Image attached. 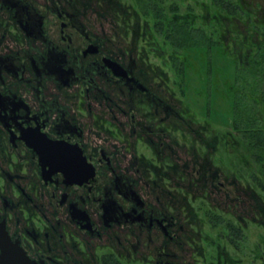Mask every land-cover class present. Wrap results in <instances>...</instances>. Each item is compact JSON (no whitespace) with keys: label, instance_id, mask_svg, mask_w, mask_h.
Wrapping results in <instances>:
<instances>
[{"label":"flooded vegetation","instance_id":"obj_1","mask_svg":"<svg viewBox=\"0 0 264 264\" xmlns=\"http://www.w3.org/2000/svg\"><path fill=\"white\" fill-rule=\"evenodd\" d=\"M121 15L0 0V264H246L264 205L232 128Z\"/></svg>","mask_w":264,"mask_h":264},{"label":"trees","instance_id":"obj_2","mask_svg":"<svg viewBox=\"0 0 264 264\" xmlns=\"http://www.w3.org/2000/svg\"><path fill=\"white\" fill-rule=\"evenodd\" d=\"M134 2L137 5L141 4V10L146 16L149 15L146 11L151 8L154 31L167 43L170 49L169 57L175 60V66L178 67L180 63L187 65L190 60L187 54L197 48L209 50L213 46H223L228 49L235 64L234 127L232 128L234 143L239 144V154L247 159L254 188L264 196V25L250 26L249 34L253 33L254 36L243 35L241 38L229 39V44L226 46V42L221 39L223 35L220 36L219 16L211 14L210 7L215 6L219 11L223 10L229 18H242L246 16L250 7L242 0L236 2L211 0L210 7H202L205 14L200 23L196 22L200 16L198 18L194 15L189 18V14L195 10L191 6H187L188 10L181 13L177 4H172L166 11L163 0H134ZM149 3H152L151 6ZM180 16H183V19ZM247 19L248 22L253 23L250 12ZM185 55L188 58L180 62L179 59H184Z\"/></svg>","mask_w":264,"mask_h":264},{"label":"rangeland","instance_id":"obj_3","mask_svg":"<svg viewBox=\"0 0 264 264\" xmlns=\"http://www.w3.org/2000/svg\"><path fill=\"white\" fill-rule=\"evenodd\" d=\"M107 5L114 8L116 11L123 14L121 15L119 24L122 28L126 30L135 29L137 40L140 42V46L144 49L150 47L153 50L154 57H160L163 62H167L168 66H172L170 60V49L167 43L158 36L154 31V19L151 16H146L142 13L141 4L137 5L134 0H104ZM234 2L240 0H233ZM244 4L250 5L248 12L252 14L253 23L248 22V12L246 16L229 18L227 14L222 10L219 11L215 6L210 7L211 0H163V5L167 11L169 6L172 4L179 5V10L181 13L187 11V6L194 8V12L189 14L190 17L196 15L200 19L196 22H202V16L205 11L202 7L209 6L212 9L211 14L214 16H219V29L220 36L225 42L229 39H234L245 35L248 37L250 26L253 27L254 24L264 25V0H242ZM252 7V9H251ZM193 10V9H192ZM127 12V13H126ZM127 14V15H126ZM136 17V25L134 24L132 17ZM149 14V13H148ZM126 15V16H125ZM150 15V14H149ZM211 17V15H208ZM183 19V16H180ZM215 19V18H214ZM213 22V21H212ZM123 30V31H124ZM153 30V37H151L150 32ZM147 35H150L147 37ZM254 36V35H252ZM148 42V46L145 43ZM147 48V49H148ZM149 50V49H148ZM187 56L190 58V62L184 66V82H185V105L186 112L193 117H199L200 115L205 117L210 121L216 128H233L234 127V94L233 85L235 82V64L234 60L229 54L227 48L221 46H213L211 49L197 48L190 51ZM180 58L179 61L182 62L188 57ZM173 59V58H171ZM171 71V69L169 70ZM190 110H189V109ZM194 109H196L200 114H196ZM193 114V115H191ZM201 120V119H200ZM239 144L233 143L234 151L239 153ZM242 160L235 161V168L242 170L246 165L242 166ZM249 170V169H248ZM250 171V170H249ZM244 182L249 185V191L254 188L250 173L248 172L247 177H244ZM254 190V189H253ZM256 196V202H258V197L264 205V196L260 191H254ZM251 230L249 231L250 240L248 243L249 253L245 256L246 264H264V225L260 227L257 225H251ZM261 249L263 252L262 261H258L254 257L257 254V249ZM242 257V254H240Z\"/></svg>","mask_w":264,"mask_h":264}]
</instances>
